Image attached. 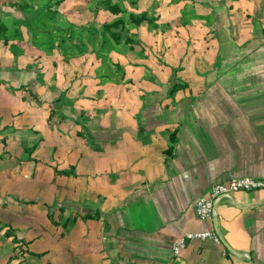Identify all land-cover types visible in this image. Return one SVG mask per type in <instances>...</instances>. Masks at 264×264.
Here are the masks:
<instances>
[{"label":"crops","instance_id":"0c3cea01","mask_svg":"<svg viewBox=\"0 0 264 264\" xmlns=\"http://www.w3.org/2000/svg\"><path fill=\"white\" fill-rule=\"evenodd\" d=\"M41 1L0 0V264H264V188L194 208L264 177V0H108L118 43L105 0L81 24L89 0ZM52 49V76L25 64ZM206 230L226 245L173 254Z\"/></svg>","mask_w":264,"mask_h":264},{"label":"built area","instance_id":"2783aa9c","mask_svg":"<svg viewBox=\"0 0 264 264\" xmlns=\"http://www.w3.org/2000/svg\"><path fill=\"white\" fill-rule=\"evenodd\" d=\"M264 188V177L240 176L233 177L224 183H215L211 186L207 195L200 196L194 203L195 213L201 220L210 219L214 216V206L222 197H229L237 191H253ZM209 238L219 241L215 230L188 232L182 234L173 244V254H178L185 247L187 241L193 239Z\"/></svg>","mask_w":264,"mask_h":264},{"label":"rangeland","instance_id":"374dc122","mask_svg":"<svg viewBox=\"0 0 264 264\" xmlns=\"http://www.w3.org/2000/svg\"><path fill=\"white\" fill-rule=\"evenodd\" d=\"M43 1H41V4ZM86 3L85 1H81V2H74L70 4L69 7L66 8V10H68L69 12L74 11L77 14L74 15V18L72 21H70V18H69V21H64V24L66 22H71L72 24H81L88 16V8L94 7V6L96 7L97 0H89V1H86ZM25 20H26L25 22L22 21L24 25L27 26V23H28V27L31 29V31L33 33L38 34L37 36L41 35V37H46L49 34L47 33L49 31L48 29H50V26L54 25V20L49 15H46V13L45 15H43L42 13L38 14V12H35L34 14L27 13ZM93 24L94 23H91L90 28L94 30L95 26ZM93 30H91L93 34V38H94L93 41L96 42L97 32L94 33ZM70 49H73V47L71 46L68 52H70ZM93 50H96V49L93 48ZM53 56H54L53 49L48 50L47 55H43L41 58H33V59L28 58L25 64L27 65V67L29 66V68H36L38 70L37 73H39L38 76L39 75L45 76V74L43 73H46L47 76L51 73L50 76H52L56 70V69H53V66L50 61ZM76 57L77 56H74V57H71L70 59H72L73 61H76L77 60ZM46 86H48V84ZM49 86L51 85L49 84Z\"/></svg>","mask_w":264,"mask_h":264},{"label":"trees","instance_id":"16d2710c","mask_svg":"<svg viewBox=\"0 0 264 264\" xmlns=\"http://www.w3.org/2000/svg\"><path fill=\"white\" fill-rule=\"evenodd\" d=\"M61 1L63 0H55L54 2H52L53 4H58L60 3ZM106 2V9H107V12L114 16L115 18L112 19L111 21L109 22H104L103 24V27L106 31H108L109 33H111L112 36H114L115 38V42L118 43L120 38H121V35H122V30H123V23H122V20L120 18V16H117V15H121V13L123 12V9L120 7V5L118 3H110V1L108 0H105ZM52 3L50 2H47L45 3V6H44V9L46 11H49V12H52L53 10L51 9L52 7ZM25 9H28V7H26ZM143 19H145L144 16L138 18V22H141ZM1 27V26H0ZM115 29H121L120 32H117V34H113V30ZM0 31H1V28H0Z\"/></svg>","mask_w":264,"mask_h":264},{"label":"water","instance_id":"95a60500","mask_svg":"<svg viewBox=\"0 0 264 264\" xmlns=\"http://www.w3.org/2000/svg\"><path fill=\"white\" fill-rule=\"evenodd\" d=\"M216 231V230H215ZM219 239L222 241V238L219 236V234L217 233ZM223 242V241H222ZM224 243V242H223ZM225 244V243H224ZM226 245V244H225Z\"/></svg>","mask_w":264,"mask_h":264}]
</instances>
